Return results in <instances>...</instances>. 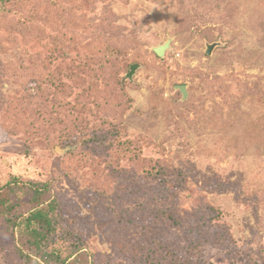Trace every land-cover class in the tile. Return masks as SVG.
<instances>
[{
  "label": "rangeland",
  "instance_id": "rangeland-1",
  "mask_svg": "<svg viewBox=\"0 0 264 264\" xmlns=\"http://www.w3.org/2000/svg\"><path fill=\"white\" fill-rule=\"evenodd\" d=\"M14 179V213L55 201L51 264H264V0H2ZM17 239L0 218V264H38Z\"/></svg>",
  "mask_w": 264,
  "mask_h": 264
},
{
  "label": "trees",
  "instance_id": "trees-1",
  "mask_svg": "<svg viewBox=\"0 0 264 264\" xmlns=\"http://www.w3.org/2000/svg\"><path fill=\"white\" fill-rule=\"evenodd\" d=\"M102 139L98 140L99 144L102 143ZM61 140H64L67 145L76 146L81 139L77 140L74 135L70 137L68 134H62ZM89 143L90 146L86 145L87 151L81 153L83 158L89 157L95 149L90 139ZM16 183L17 179H14L0 188V218H3L7 224L18 230L17 242L20 243L22 248L17 247V251L24 262L51 264V261L59 260L58 252L54 249H49L45 243L49 234H52L55 229L52 216L55 201L49 200L45 196L47 190L46 183L30 182L29 188L32 189L30 208L24 215L16 214L14 213V209L17 205L11 203L9 196L10 192L15 188ZM24 248L28 251H25ZM37 259L42 263L38 262ZM63 261L64 259L60 260L59 263L62 264Z\"/></svg>",
  "mask_w": 264,
  "mask_h": 264
},
{
  "label": "water",
  "instance_id": "water-1",
  "mask_svg": "<svg viewBox=\"0 0 264 264\" xmlns=\"http://www.w3.org/2000/svg\"><path fill=\"white\" fill-rule=\"evenodd\" d=\"M170 41H171V38L170 37H167L166 40L163 43H160V44H157L156 46H153L152 47L153 52L157 56L162 57L164 55L165 51L170 48ZM214 44H216V43H214ZM214 44L208 45L207 51L210 50V48ZM136 66L137 65H132L130 67V71L127 74V77L128 78L131 77V75H132V73H133V71H134V69H135ZM176 88L179 89V91L181 92L183 98L186 97V90H185V86L184 85H177Z\"/></svg>",
  "mask_w": 264,
  "mask_h": 264
}]
</instances>
